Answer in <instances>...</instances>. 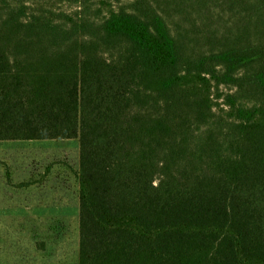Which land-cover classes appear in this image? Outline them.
<instances>
[{"label": "trees", "instance_id": "16d2710c", "mask_svg": "<svg viewBox=\"0 0 264 264\" xmlns=\"http://www.w3.org/2000/svg\"><path fill=\"white\" fill-rule=\"evenodd\" d=\"M45 140L79 264H264V0H0V142Z\"/></svg>", "mask_w": 264, "mask_h": 264}, {"label": "rangeland", "instance_id": "374dc122", "mask_svg": "<svg viewBox=\"0 0 264 264\" xmlns=\"http://www.w3.org/2000/svg\"><path fill=\"white\" fill-rule=\"evenodd\" d=\"M78 169L77 140L0 142V264H79Z\"/></svg>", "mask_w": 264, "mask_h": 264}]
</instances>
